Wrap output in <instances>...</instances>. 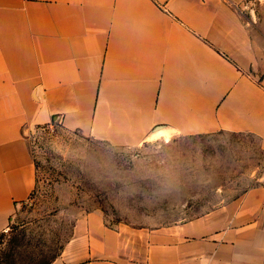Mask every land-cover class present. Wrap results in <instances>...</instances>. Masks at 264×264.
I'll return each mask as SVG.
<instances>
[{
	"label": "crops",
	"instance_id": "1",
	"mask_svg": "<svg viewBox=\"0 0 264 264\" xmlns=\"http://www.w3.org/2000/svg\"><path fill=\"white\" fill-rule=\"evenodd\" d=\"M53 123L117 148L264 142V62L234 0H0V243L36 188L28 134ZM50 264H264V173L172 225L80 214Z\"/></svg>",
	"mask_w": 264,
	"mask_h": 264
},
{
	"label": "rangeland",
	"instance_id": "2",
	"mask_svg": "<svg viewBox=\"0 0 264 264\" xmlns=\"http://www.w3.org/2000/svg\"><path fill=\"white\" fill-rule=\"evenodd\" d=\"M264 62V0H234ZM36 188L1 235L0 264H50L74 219L101 212L113 227L158 228L232 201L264 173V142L218 133L111 147L60 123L32 128Z\"/></svg>",
	"mask_w": 264,
	"mask_h": 264
}]
</instances>
